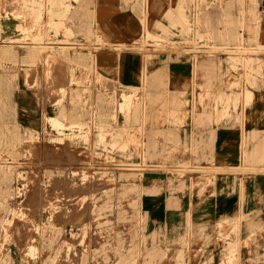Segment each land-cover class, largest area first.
Returning <instances> with one entry per match:
<instances>
[{
    "label": "rangeland",
    "instance_id": "obj_1",
    "mask_svg": "<svg viewBox=\"0 0 264 264\" xmlns=\"http://www.w3.org/2000/svg\"><path fill=\"white\" fill-rule=\"evenodd\" d=\"M57 1L0 0V79L5 81V102L0 101V264H21L23 257L25 264H264V223L254 224L253 214L221 219L209 229L191 220L189 211L185 230L168 234L164 228L149 232L142 203L143 192L158 195L166 188L204 199L207 192L214 194L218 173L264 172V160L253 163L251 152L243 149L240 169L217 167L210 145L187 147L180 141L185 116L179 110L184 103L180 108L177 103L167 105L169 113L150 117L152 110L163 107L149 101L148 86L121 87L98 68L91 69L88 59L74 58L97 44V53L105 48L131 52L147 67L187 57L188 49L202 45L225 56L198 59L195 75L203 71V76L230 78L235 85L226 87L229 92L241 83L254 89L263 76V63L256 60L264 55L259 0L260 15L251 13L250 0H184L183 20L165 18V39L147 38L142 22L144 36L128 46H112L93 30L91 0H85V6L83 0ZM144 2L136 1L139 16ZM80 12L84 15L79 18ZM159 29L149 33L158 36L163 31ZM64 45L68 48L58 49ZM31 50L34 58L28 55ZM21 81L39 101L38 128L23 127L17 120L10 94L19 91ZM26 102L21 108L29 113ZM242 102L244 107L250 104L243 95ZM47 117L64 125L59 134ZM220 124L215 120L209 126ZM156 126L178 132L145 131ZM247 142L243 138V148ZM198 153L208 156L198 160ZM170 200L168 207L178 209L179 199ZM224 238L234 243L226 244ZM32 240L35 252L24 256ZM206 248L212 257L205 258Z\"/></svg>",
    "mask_w": 264,
    "mask_h": 264
},
{
    "label": "crops",
    "instance_id": "obj_2",
    "mask_svg": "<svg viewBox=\"0 0 264 264\" xmlns=\"http://www.w3.org/2000/svg\"><path fill=\"white\" fill-rule=\"evenodd\" d=\"M136 1L131 0L125 4L124 0H91L89 15L92 19L93 30L95 32L97 30L102 39L112 46H128L144 36L142 22L145 23L147 30L154 34L156 26L167 27L166 17L171 21L177 20L175 18L176 9L180 0H145L141 16L134 9ZM55 4L60 5V0ZM85 5L86 1L82 6ZM258 5L262 20H264V0H259ZM55 13L60 14V12ZM169 14H173L174 17L169 18ZM83 15L80 12L79 18ZM9 22L11 25L16 24L10 19ZM84 23L85 21H82L81 25ZM259 40L261 44H264L263 25L259 32ZM76 53L82 54L85 60L88 59L91 69L97 70L98 68L105 75V79L115 81L121 87L138 89L141 86H148L149 101L163 107L162 110H152L150 117H155L157 113H169L170 109L166 108L167 105L177 103L179 107L180 103L185 104L182 108L179 107V111L185 116L184 125L178 130L179 132L170 126L148 127L145 131L163 132L164 134L170 132L175 134L176 131L179 133L180 141L188 144L187 147L189 144H199L202 148L210 145L217 167L227 166L229 169H240L243 149L251 152L253 163L263 162L264 55L256 58L263 63V76L257 81L254 78L250 80V84L256 81L255 88L241 83L238 89L234 88L229 92L226 87L235 85L232 79L203 76V71H200V77L195 75V64L190 62L188 57L166 65L153 63L146 67L142 65L141 58L131 52L116 53L105 48L97 53V44L89 50L85 49ZM162 57L165 56L162 55ZM171 59L175 60L174 54L171 55ZM85 64L86 62H83L80 65ZM4 82V79H0V101L3 103L5 102ZM203 89L205 93H201ZM245 90L250 91L253 96L248 107L242 104V93ZM10 96L16 104L19 123L23 127L38 128L41 120L39 101L37 102L38 99L32 92L25 90L23 81L19 83V91L11 93ZM26 101L30 104L29 113L22 109ZM238 101L236 111L233 112L232 106H235ZM214 102L221 103V108L217 109ZM32 110L35 112L33 113ZM215 120H221L223 124L209 126V123ZM236 121H240L241 125H236ZM243 138H248L244 148ZM206 156L208 153H198L197 158L201 160ZM158 178L161 181L167 179L161 174ZM214 187V194L207 192L203 196L204 199L196 195L189 196L188 193H172L167 188L158 195H144L142 198L143 211L150 219L149 232L158 228L166 229L168 234L175 230H185V215L189 211L192 213L191 220L206 224L209 229L214 228L221 219L238 218L240 215L253 214L254 224L264 223V172L249 175L218 173L215 176ZM170 198L179 199L178 209L168 207L171 204ZM249 227L254 226L250 224ZM243 257L244 259L247 257L245 252H243Z\"/></svg>",
    "mask_w": 264,
    "mask_h": 264
},
{
    "label": "bare ground",
    "instance_id": "obj_3",
    "mask_svg": "<svg viewBox=\"0 0 264 264\" xmlns=\"http://www.w3.org/2000/svg\"><path fill=\"white\" fill-rule=\"evenodd\" d=\"M84 2V1H83ZM250 2L252 3H250L253 7H252V9H253V12H251L253 15H260V13H259V11L257 10V0H250ZM82 4V3H81ZM89 5V4H88ZM184 6V0H180L179 2H178V5H177V9H176V19L178 20H183L184 19V16H183V14H182V12H183V7ZM169 18H172V17H174V15L173 14H169V16H168ZM174 23V22H173ZM158 28H160L161 30H163V31H161L160 29V31H161V34H158V36H160V37H158V36H153L152 34H150L149 32H147L146 33V36H147V38H149V39H153L154 41H156L157 39H158V41L159 40H162V39H165V37L167 36V31H166V28L164 27V26H160V25H158L157 26ZM37 31H39V30H37ZM40 32V31H39ZM145 36V37H146ZM42 37H43V35H42ZM255 38V37H254ZM157 41V42H158ZM39 44V43H38ZM67 45H64V46H59L58 47V49H61V50H63V49H67L68 48V46L66 47ZM249 49V48H248ZM243 52V51H242ZM241 52V50H240V53H242ZM8 49H4L3 50V55L4 56H8ZM228 53V52H227ZM231 53H233V52H231ZM245 53H247V52H245ZM244 53V54H245ZM243 54V53H242ZM28 55H30V57L31 58H34L35 57V55H34V51L33 50H31L30 51V53L28 54ZM51 57V56H50ZM74 58H77V59H84L85 57H83V56H81V55H78V56H74ZM15 76V75H14ZM14 76H13V80H15V78H14ZM2 77V76H1ZM9 80V79H8ZM12 80V79H11ZM10 82V81H9ZM8 82V83H9ZM13 83V82H12ZM192 83V82H191ZM4 85V84H3ZM12 85V84H11ZM8 87V86H7ZM191 88H192V86H191ZM6 89V88H5ZM6 91V90H5ZM126 95H128V94H125L124 93V96H125V98H124V100L125 101H128V96H126ZM242 95L243 96H246V98L247 99H249V101L251 102V99H252V93L250 92V91H248V90H245V91H243V93H242ZM227 99V98H226ZM46 120L48 121V123L50 124V126L53 128V129H55L56 130V132L59 134L60 132H61V129H62V127H64V125L61 123V121L58 119V118H56V117H47L46 118ZM30 133H32V132H30ZM8 134V137H9V140L12 142H10L9 141V147H13L14 145H15V143H14V141L11 139V136H10V133L8 132L7 133ZM0 135H2V131H1V128H0ZM30 137L31 138H33L34 137V135L33 134H30ZM1 136H0V141H1ZM60 139H58V141H59ZM240 154V153H239ZM246 169V168H245ZM1 171V170H0ZM4 171L5 172H9L10 170H9V168L8 167H6L5 169H4ZM143 194L144 195H146V196H150V192H147V193H145V192H143ZM32 239V238H31ZM220 241H221V239H220ZM223 241H225V243L226 244H231V243H234V242H230V240H228V239H226V238H224L223 240H222V242ZM229 241V242H228ZM32 242H33V240L31 241V242H29L28 243V245H27V249H26V254L24 255V256H31L32 254H34V252H35V247L33 246V244H32ZM215 244V243H214ZM228 245V246H229ZM214 246V245H213ZM214 247H217V244H215V246ZM24 253V252H23ZM229 253H231L232 254V252L230 251ZM230 256H228V258H229ZM22 259V261H21V264H25L26 262H27V260H26V258H21Z\"/></svg>",
    "mask_w": 264,
    "mask_h": 264
},
{
    "label": "built area",
    "instance_id": "obj_4",
    "mask_svg": "<svg viewBox=\"0 0 264 264\" xmlns=\"http://www.w3.org/2000/svg\"><path fill=\"white\" fill-rule=\"evenodd\" d=\"M211 50L212 49L207 48V47H203L202 45H200L198 47H195V48H192V49H188L187 57L190 60V62H192L193 64H195L196 61L198 59L202 58V57H205V58H213V56H225L224 53H219V52L214 53ZM211 53H214V54H211ZM207 248L205 250L202 249L203 254L204 255H207L205 258L212 257V255H211L210 252H206V250H208ZM217 248L219 249V247H217ZM197 252L199 253V260L202 259L201 250L198 249Z\"/></svg>",
    "mask_w": 264,
    "mask_h": 264
}]
</instances>
